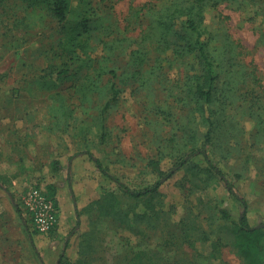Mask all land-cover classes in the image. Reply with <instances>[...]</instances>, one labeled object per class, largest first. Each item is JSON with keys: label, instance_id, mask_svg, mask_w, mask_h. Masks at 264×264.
<instances>
[{"label": "rangeland", "instance_id": "1", "mask_svg": "<svg viewBox=\"0 0 264 264\" xmlns=\"http://www.w3.org/2000/svg\"><path fill=\"white\" fill-rule=\"evenodd\" d=\"M69 1V24L90 26L77 27L79 64L47 5L0 2V264H247L234 248L241 202L191 154L209 125L189 79L207 66L175 42L195 15L218 89L205 148L249 225L264 227V0ZM165 8L184 11L168 36L156 21ZM88 56L115 76H98ZM96 159L131 189L161 183L132 197ZM33 185L58 209L48 235L21 202Z\"/></svg>", "mask_w": 264, "mask_h": 264}, {"label": "trees", "instance_id": "2", "mask_svg": "<svg viewBox=\"0 0 264 264\" xmlns=\"http://www.w3.org/2000/svg\"><path fill=\"white\" fill-rule=\"evenodd\" d=\"M2 0H0L1 2ZM29 2L33 3H41L44 5H47L49 8L51 15L56 19V21L59 23V27H63V38L62 41V47L61 51L63 54L67 55L68 60L70 63L76 64L80 61H82L81 54L77 51L76 48H79L81 46L82 50H84L85 45L81 43V38L83 37V34L81 33L80 29H78V26H83L85 28V31L90 29V26L87 25L88 21L85 22V18L81 20L80 23H77L76 25H70L69 24V17L68 13L70 11V1L69 0H28ZM88 1V0H87ZM87 1H84L87 3ZM204 3H202L200 6L202 7ZM191 11L188 14H192V12H195L196 10L194 7H190ZM177 12V13H176ZM184 11L180 9H163L161 12L160 18L156 19L157 22H159V27L162 28V32L165 33L167 36L171 34L172 32V26L174 24V21L178 16H180ZM186 14V13H184ZM160 15V14H159ZM66 24L69 26L67 27ZM84 24V25H83ZM184 30L183 33L185 35H188V38L184 37L183 35L178 34L176 38L183 40V43L175 42L176 48L175 51L177 53L183 52V50H189V52L196 51L199 56L202 58L205 66H207V69H204L202 73L194 74L189 79V93L191 97H194V104L195 108L200 112L202 118L204 121L209 125V129L204 133V136L199 141V145L194 146L192 148L191 154L200 155L203 157L207 168L214 174L218 175L220 180L223 181L227 191L233 195L234 197L238 198L239 201L242 204V211L239 216L238 224L239 227L235 231L236 238L234 241V248L236 249L237 253L241 255L247 262V264H264V227H256V226H250L247 220V214H246V201L243 198H240L237 196L233 184L224 176L222 170L212 162V160L209 158L208 153L206 151V144L210 142V140L213 137L214 131L216 130L217 126V120L215 121L216 113L218 112L217 106L215 105L214 97L217 93L216 87H215V75L212 71V66L210 63V59L208 58V54L206 52L207 48L205 43L202 41V29L200 28V21L199 19H195V15H189L185 21H184ZM161 25H163L161 27ZM65 39V40H64ZM67 41L68 47H65L64 41ZM78 46V47H77ZM81 50V49H80ZM83 53V52H82ZM88 64L93 65L96 62V59H92L88 56L86 59ZM101 64V63H97ZM103 64L97 65L96 68L97 75L98 76H105L110 75V77L115 76V71L108 67L106 69H103ZM97 83L95 87L98 85ZM111 85L110 91H111V100L114 99V94L116 92V89H113ZM110 102V101H108ZM108 102L105 103V106L109 104ZM184 161L181 160L179 164H183ZM96 167L106 176L113 179L118 187L128 195H131L132 197H141L147 194H151L154 192L160 185L161 179L157 180L154 184L146 186L144 188H141L139 190H134L126 186L123 182H121L118 178L112 176L105 167L101 164V162L96 159L95 160ZM149 166H151L153 172H155L160 178L162 176H165L162 169L159 167V162L155 159H150L148 161ZM171 173V172H169ZM168 173V175H169ZM236 177L238 175H235ZM52 197H54L52 194H50ZM221 213V216L223 218H229V212L227 209L219 208L218 209Z\"/></svg>", "mask_w": 264, "mask_h": 264}, {"label": "built area", "instance_id": "3", "mask_svg": "<svg viewBox=\"0 0 264 264\" xmlns=\"http://www.w3.org/2000/svg\"><path fill=\"white\" fill-rule=\"evenodd\" d=\"M34 231L48 235L58 224V209L54 197L41 187L30 186L21 199Z\"/></svg>", "mask_w": 264, "mask_h": 264}, {"label": "water", "instance_id": "4", "mask_svg": "<svg viewBox=\"0 0 264 264\" xmlns=\"http://www.w3.org/2000/svg\"><path fill=\"white\" fill-rule=\"evenodd\" d=\"M261 225H257L256 227H260Z\"/></svg>", "mask_w": 264, "mask_h": 264}]
</instances>
